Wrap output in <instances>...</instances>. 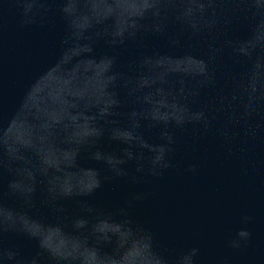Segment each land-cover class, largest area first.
I'll return each instance as SVG.
<instances>
[{
    "label": "clouds",
    "instance_id": "1",
    "mask_svg": "<svg viewBox=\"0 0 264 264\" xmlns=\"http://www.w3.org/2000/svg\"><path fill=\"white\" fill-rule=\"evenodd\" d=\"M4 5L15 6L20 29L47 26L55 10L65 32L56 63L0 126V182L10 177L6 191L0 183V264H197L199 247L170 258L157 233L132 218L129 209L154 193H132L116 214L86 198L114 178L140 184L171 171L199 175L200 164L176 160L182 136L193 144L212 136L242 163L250 147H264V0H4L0 34ZM238 25L245 36L233 31ZM148 35L189 48L180 56L143 54L126 70H117L116 56L96 55L100 43L115 50ZM50 76L55 83L39 91ZM153 131L155 139L147 135ZM105 136L123 148L103 151ZM82 152L108 174L81 167ZM38 190L53 223L30 214ZM6 197L22 207L7 206ZM71 199L80 211L69 218L62 202ZM252 220L242 217L244 225ZM7 233L35 240L40 251L25 257L6 247ZM251 239L242 227L228 247L241 250Z\"/></svg>",
    "mask_w": 264,
    "mask_h": 264
},
{
    "label": "water",
    "instance_id": "2",
    "mask_svg": "<svg viewBox=\"0 0 264 264\" xmlns=\"http://www.w3.org/2000/svg\"><path fill=\"white\" fill-rule=\"evenodd\" d=\"M4 0H0L3 4ZM4 31L0 34V126H6L16 113L20 102L33 81L51 68L61 53L65 24L62 16L53 11L45 27L33 26L20 29L17 25L15 6L4 5ZM237 28L239 29L237 31ZM171 30H175V26ZM234 32L240 37L246 35L242 25L235 26ZM185 42L180 47H172L167 36L148 35L140 45L129 43L119 49H111L100 43L96 55H114L117 70L127 66L143 54L159 52L180 56L188 50ZM54 77L39 91L51 87ZM125 94L121 92L123 99ZM39 103V99L36 101ZM131 106L126 105L125 111ZM122 123L126 121L122 120ZM156 138L153 131L147 133ZM105 152H119L123 145L111 141L107 136L100 142ZM177 162L186 166L189 162L200 164L199 175L180 174L171 171L164 178H150L148 183L133 184L127 178H114L105 181L87 202L94 208L114 214L119 212L134 192L154 193L146 200L129 209L134 220L157 233V238L170 258L181 250L199 247L197 264H264V147L252 146L247 163L226 157L224 148L212 137L193 144L190 137H180ZM79 165L84 168L99 169L101 176L107 175L103 164L89 158L82 152ZM134 173V165H129ZM88 182L91 177L80 178ZM10 177H3L2 186L7 190ZM7 206L20 209L22 204L13 198H5ZM66 216L71 217L80 211L77 199L62 202ZM43 223L55 222V215L45 204V196L38 190L30 213ZM251 216L253 220L244 225L242 217ZM246 227L252 239L241 250L228 247L229 240L236 232ZM6 247L19 249L25 257L36 255L38 243L24 235L7 233L2 238ZM104 251H111L107 247Z\"/></svg>",
    "mask_w": 264,
    "mask_h": 264
}]
</instances>
